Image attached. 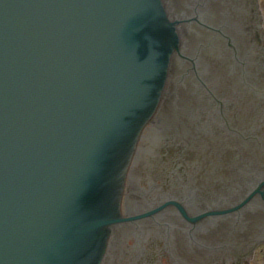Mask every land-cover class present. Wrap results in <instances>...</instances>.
Wrapping results in <instances>:
<instances>
[{"label": "water", "instance_id": "water-1", "mask_svg": "<svg viewBox=\"0 0 264 264\" xmlns=\"http://www.w3.org/2000/svg\"><path fill=\"white\" fill-rule=\"evenodd\" d=\"M84 1L90 7L91 0ZM111 4V10L107 3L104 4L109 12L107 11V19L102 25L108 29L101 33V37L98 34L91 40V37H87L89 31L82 29L81 25L91 22L93 18H78L70 23V25L74 23L71 31L66 29L60 35L47 34V31L51 32L61 22H66L68 10L72 9L63 6L60 0H35L33 8L37 5L38 12L34 18L39 23L41 32L49 38L48 46L43 48L44 53H42L40 45L36 42L37 39H31L30 36V34L37 35L39 30L35 29L31 21L28 1L0 0V62H4V65L0 66V234L8 233L16 227H24V223L29 221L27 204L30 202L32 205L42 202L43 206L54 209L57 203L50 199L65 184H72L73 189L68 191V194L74 197L78 196V191L86 193L95 191L99 182L84 179L87 174L86 168H83L84 160H82V170L77 172L79 175L77 180L76 171L72 176L62 172L63 167L67 166L65 146L73 140L70 136L81 138L84 134H90L93 137L88 156L98 165L110 148L106 147L108 148L106 152L103 147L100 148L101 154L96 152L99 146H103L109 140L108 131L112 133L117 123L125 121H128L129 127L135 121L133 119H136V111H142L148 104L145 100L138 104L137 97L142 92L144 81L148 80L145 73L149 69L156 70L159 57L155 55L156 52L149 57H143V59L148 57L150 62L148 68L142 69L144 73L141 68L135 66L140 59L136 62L131 61L128 65L129 53H126L125 37L120 36L118 39L114 37L113 24L116 22V15L120 18L125 16L127 19L131 18L128 15L134 16L136 11L130 7L129 0H114ZM136 6L143 8L144 17L155 18L148 5L138 3ZM217 17L219 26L227 30L222 34L225 45L231 47L235 41L234 44L241 53V57L237 60L235 58L239 81L264 82V28L258 0H227V4L223 1ZM126 19L122 25L123 32L134 26L129 19L128 21ZM93 22H91L92 26L96 25ZM156 24L160 25V22H153L151 26L154 27ZM165 31L166 28H160L157 32L170 37L171 34ZM69 32L74 34L70 39L67 37ZM80 34H82L80 37L82 42L87 43L85 47H79L77 36ZM52 39L62 43L56 45ZM72 42L75 43L71 45ZM101 43H104L105 54L102 49L99 55L104 56L105 59L102 65L94 62L93 66L104 68V74L101 75V71H86L87 75L77 79L78 73H74L76 68L71 67L70 64L86 58V50H92L94 45L97 47ZM164 45L165 41H161V44H158L159 49L161 50ZM52 47H56V51L52 50ZM120 53L122 59L119 61L118 71V68L112 69L111 65ZM37 55H39L38 60ZM24 57L30 59V62H26ZM39 65L42 69L36 71ZM218 74L223 75L219 67ZM256 91L253 88L248 94L249 103L259 101L261 98V93H255ZM124 114L126 115L123 116ZM59 172L64 176H60ZM260 191L264 196V188ZM256 193L257 191H254L241 197H238L237 193L231 194V198L219 201L224 204L221 205L224 209H212L213 211L202 213L198 211L196 219L200 222L207 215L233 212L238 217L235 231L259 223L261 215L264 219V211L262 209L258 211L252 204L254 198L253 202L261 200ZM47 199L50 201L47 202ZM75 203H78L79 209L83 210L85 204L83 200H76ZM93 206L95 204L87 207L91 212L89 220L86 221L76 206L74 211H54V217L58 220H52L53 227L68 229L71 233H82L86 228L96 229L101 219L99 212ZM242 206H245L243 208L246 213L245 221L242 220V212H239ZM107 210L108 208L105 209ZM65 216L70 218L66 222ZM54 235L59 236L60 233L56 231ZM77 246L73 245L74 248ZM68 249L70 250V247ZM4 254L3 251L0 255V264H3ZM52 255L53 258L59 256L53 252ZM16 264H24V262L19 261Z\"/></svg>", "mask_w": 264, "mask_h": 264}, {"label": "bare ground", "instance_id": "bare-ground-1", "mask_svg": "<svg viewBox=\"0 0 264 264\" xmlns=\"http://www.w3.org/2000/svg\"><path fill=\"white\" fill-rule=\"evenodd\" d=\"M167 1L169 17L179 30V45L151 124L141 131V143L124 176L119 201L122 219L111 231L102 264H165L162 256L167 255L166 249L176 262L198 264V221L186 222L169 201H178L188 213L195 214L202 193L211 200L210 208L219 207L222 204L217 202L231 198L234 181L243 179L242 174L221 169L225 164L239 166L237 159L244 155L264 164L260 123L240 121L251 107L262 113L255 100L247 109L245 103L250 87L257 90L255 93L263 91L264 97V82L238 79L235 58L241 53L235 41L231 47L225 45L222 34L227 30L219 26L217 17L220 2L227 4V0ZM233 93H238L239 100L235 96L225 107L223 102ZM217 133L227 140L211 146ZM229 142L235 159L227 160L222 155ZM187 163L193 166V174H189ZM242 165L245 174L250 171L245 162ZM258 170L260 176L262 170ZM257 203L261 205L262 200Z\"/></svg>", "mask_w": 264, "mask_h": 264}, {"label": "rangeland", "instance_id": "rangeland-1", "mask_svg": "<svg viewBox=\"0 0 264 264\" xmlns=\"http://www.w3.org/2000/svg\"><path fill=\"white\" fill-rule=\"evenodd\" d=\"M260 4H261V7H262V13L264 15V0H260ZM231 113V112H230ZM256 118H259V116L257 114H255V112H252L251 114V117L248 119V122L251 123L252 119H256ZM229 146H230V142L228 143ZM226 146V148H228L227 145H224ZM231 147V146H230ZM247 155H244L243 157H241L240 159L242 160V162H245L248 166H250V170L253 171L254 173H257L259 170L258 168H260V164L257 162V160H255L254 158L251 157L250 160H248V158L246 157ZM239 159V160H240ZM240 160V161H241ZM187 168H188V172L189 174H193L194 171H193V168L187 164ZM198 172H199V169H198ZM249 178H246V180H248ZM208 187H210V184H206ZM166 263L168 264H172L170 262L169 259H167L166 257ZM253 264H264V246L258 250V253L256 254V256L253 258Z\"/></svg>", "mask_w": 264, "mask_h": 264}, {"label": "flooded vegetation", "instance_id": "flooded-vegetation-1", "mask_svg": "<svg viewBox=\"0 0 264 264\" xmlns=\"http://www.w3.org/2000/svg\"><path fill=\"white\" fill-rule=\"evenodd\" d=\"M236 261H237V262H240V260H238V259H236ZM229 264H230V263H229ZM237 264H239V263H237Z\"/></svg>", "mask_w": 264, "mask_h": 264}]
</instances>
